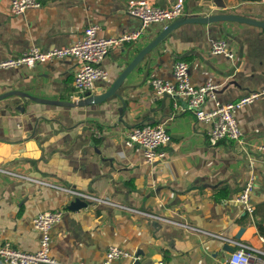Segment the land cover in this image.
Here are the masks:
<instances>
[{
    "label": "crops",
    "instance_id": "0c3cea01",
    "mask_svg": "<svg viewBox=\"0 0 264 264\" xmlns=\"http://www.w3.org/2000/svg\"><path fill=\"white\" fill-rule=\"evenodd\" d=\"M40 1V8L15 15L12 0H0V61L33 47L46 51L70 46L91 23L100 26L101 38L141 28L140 20L126 11L128 0ZM174 1L153 0L162 7ZM184 1L186 16L231 13L264 21V0ZM165 26L152 24L138 40L113 49L102 63L108 80L97 81L90 95L108 90ZM220 38L227 40L234 59L211 52L212 42ZM180 59L189 63L194 86L213 83L220 103L234 102L264 88V28L232 21L180 26L114 95L88 106L34 100L77 102L73 57L0 70V95L21 93L0 100V166L32 178L0 174V246L9 242L26 252L37 251L40 235L33 218L59 209L65 214L51 228L50 255L61 264H103L111 246L134 256L111 264H226L234 247L207 233L262 245L264 154L229 139L211 145L210 125L196 120L183 97L154 93L151 79L174 82V64ZM214 107L215 100L209 98L205 110ZM235 118L248 142L264 144V95L238 110ZM146 123L163 124L172 137L166 155L152 164L144 161L141 147L125 144L126 131ZM94 128L101 137L94 135ZM250 175L255 177L253 215L235 200ZM56 186L106 197L114 204L91 201L71 210L73 197Z\"/></svg>",
    "mask_w": 264,
    "mask_h": 264
},
{
    "label": "built area",
    "instance_id": "2783aa9c",
    "mask_svg": "<svg viewBox=\"0 0 264 264\" xmlns=\"http://www.w3.org/2000/svg\"><path fill=\"white\" fill-rule=\"evenodd\" d=\"M40 0H12L10 10L12 14L20 15L26 10L40 8ZM126 11L129 15L138 18L141 22V28L137 31L123 33L110 38H101L98 36L100 26L94 23L89 24L85 30L83 38L65 47H58L49 50H41L33 47L17 57H11L0 61V70L18 69L20 67H34L39 63H46L55 59L73 57L76 60L78 70L74 76V98L79 101L85 99L92 93L97 81L108 80V71L103 68L102 63L108 54L126 43L138 40L143 30L156 23L170 24L171 22L186 16V7L184 0H175L167 7H162L153 2V0H128ZM211 52L215 55H224L229 59L235 58V52L229 46L226 39L220 38L212 42ZM174 78L171 82L162 78H152L151 86L157 96H178L183 97L188 111L193 113L196 120L200 123L210 125L208 132V141L211 145H217L224 140H234L242 145L243 148H250L257 153L264 154V144H253L248 142L240 131L235 113L253 103L261 95H264V88L260 91L251 92L238 100L222 104L217 99L218 86L213 83H207L202 86H194L190 79V66L185 60H177L174 64ZM215 100V107L205 110L204 106L207 100ZM94 135L101 137V131L93 129ZM172 137L163 124L146 123L130 128L125 133V144L128 147L135 145L143 150L144 161L147 164L155 163L165 155V147L171 142ZM248 154L250 152L246 151ZM0 174L15 177L32 179L24 173L16 170L7 169L0 166ZM41 184H48L43 181L33 179ZM255 177L250 175L246 179L244 186L238 193L236 201L242 206L243 210L253 215L255 207L252 203V193L254 190ZM73 200L80 199L85 202H102L114 204L106 197H97L95 195L73 189L71 187H59ZM65 210L46 211L39 213L33 218V227L40 235V246L35 252H26L14 247L11 243L5 242L0 246V263L4 264H61L50 255L51 248V228L59 223ZM156 219H161L186 227L189 230L203 232L196 227L188 224L166 219L161 216L151 215ZM212 236L223 239L234 247L226 264H264V236L261 237V246H252L245 244L238 239L207 233ZM121 258H134V256L119 247L111 246L106 252V258L103 264H111L113 261ZM69 264H85L73 262ZM165 264V263H159Z\"/></svg>",
    "mask_w": 264,
    "mask_h": 264
},
{
    "label": "water",
    "instance_id": "95a60500",
    "mask_svg": "<svg viewBox=\"0 0 264 264\" xmlns=\"http://www.w3.org/2000/svg\"><path fill=\"white\" fill-rule=\"evenodd\" d=\"M215 6L219 8H225L224 3H217ZM239 22L244 24H249L257 27L264 28V21L256 20L253 18L240 16L236 14L231 13H221V14H214L210 16H184L181 17L167 26L164 27V29L157 35L155 39H153L148 45H146L129 63V65L122 71L120 76L114 81V83L110 86L108 90H106L103 93L102 89H98L97 95H90L88 94L85 99H81L77 102H55V101H48L43 99L34 98L36 102L41 103H49V104H58L63 106H88L93 105L94 103H99L107 98H109L111 95H114L119 87L122 85L123 81L126 79V77L134 70V68L154 49L156 48L171 32H173L175 29H177L180 26L187 25V24H211L214 22ZM21 93L18 91H10L5 94L0 95V100L7 98L9 96L14 95H20ZM86 202L82 201L80 199L72 200L68 206L71 210H78L82 207L86 206ZM230 251L232 253L233 249L230 247ZM138 264V263H135Z\"/></svg>",
    "mask_w": 264,
    "mask_h": 264
},
{
    "label": "trees",
    "instance_id": "16d2710c",
    "mask_svg": "<svg viewBox=\"0 0 264 264\" xmlns=\"http://www.w3.org/2000/svg\"><path fill=\"white\" fill-rule=\"evenodd\" d=\"M239 2H258L260 0H238ZM255 213V211H254Z\"/></svg>",
    "mask_w": 264,
    "mask_h": 264
}]
</instances>
